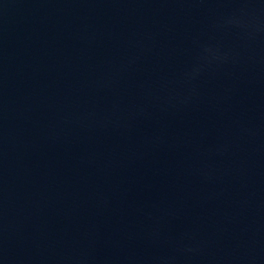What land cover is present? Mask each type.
<instances>
[{
    "label": "water",
    "instance_id": "obj_1",
    "mask_svg": "<svg viewBox=\"0 0 264 264\" xmlns=\"http://www.w3.org/2000/svg\"><path fill=\"white\" fill-rule=\"evenodd\" d=\"M0 264H264V0H0Z\"/></svg>",
    "mask_w": 264,
    "mask_h": 264
}]
</instances>
